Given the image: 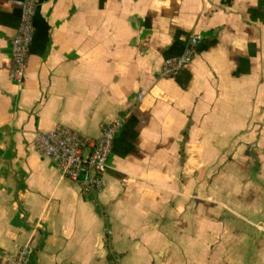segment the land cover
I'll return each mask as SVG.
<instances>
[{
	"label": "crops",
	"instance_id": "0c3cea01",
	"mask_svg": "<svg viewBox=\"0 0 264 264\" xmlns=\"http://www.w3.org/2000/svg\"><path fill=\"white\" fill-rule=\"evenodd\" d=\"M23 2L0 0V264L22 244L28 264H264V0H37L18 84ZM116 117L94 197L35 149Z\"/></svg>",
	"mask_w": 264,
	"mask_h": 264
},
{
	"label": "built area",
	"instance_id": "2783aa9c",
	"mask_svg": "<svg viewBox=\"0 0 264 264\" xmlns=\"http://www.w3.org/2000/svg\"><path fill=\"white\" fill-rule=\"evenodd\" d=\"M37 0H24L20 10L19 26L16 34L10 39V50L13 69L10 79L18 84L25 80L30 57V47L34 38V17ZM202 35L191 34L183 52L176 57L163 60L159 77L173 79L191 63ZM141 96L137 97L140 100ZM123 121L116 117L104 125L97 137L83 136L65 126H56L49 131H39L34 137L37 153L51 160L58 168L60 175L80 186L82 195L94 197L104 186L113 142L118 135ZM105 235L111 231L105 230ZM33 249L29 244L20 245L11 258L10 264H28Z\"/></svg>",
	"mask_w": 264,
	"mask_h": 264
},
{
	"label": "trees",
	"instance_id": "16d2710c",
	"mask_svg": "<svg viewBox=\"0 0 264 264\" xmlns=\"http://www.w3.org/2000/svg\"><path fill=\"white\" fill-rule=\"evenodd\" d=\"M109 259H111V255L109 256Z\"/></svg>",
	"mask_w": 264,
	"mask_h": 264
}]
</instances>
